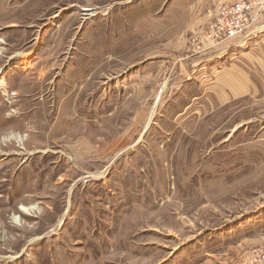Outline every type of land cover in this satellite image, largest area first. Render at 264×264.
I'll return each instance as SVG.
<instances>
[{
  "label": "rangeland",
  "instance_id": "obj_1",
  "mask_svg": "<svg viewBox=\"0 0 264 264\" xmlns=\"http://www.w3.org/2000/svg\"><path fill=\"white\" fill-rule=\"evenodd\" d=\"M217 3L0 0V264L264 244V72L244 90L249 57L196 40Z\"/></svg>",
  "mask_w": 264,
  "mask_h": 264
},
{
  "label": "built area",
  "instance_id": "obj_2",
  "mask_svg": "<svg viewBox=\"0 0 264 264\" xmlns=\"http://www.w3.org/2000/svg\"><path fill=\"white\" fill-rule=\"evenodd\" d=\"M255 26H264V0H234L219 7L216 17L196 40L200 43L205 40L210 46L232 42ZM240 264H264V244L254 249Z\"/></svg>",
  "mask_w": 264,
  "mask_h": 264
},
{
  "label": "crops",
  "instance_id": "obj_3",
  "mask_svg": "<svg viewBox=\"0 0 264 264\" xmlns=\"http://www.w3.org/2000/svg\"><path fill=\"white\" fill-rule=\"evenodd\" d=\"M216 1L218 2V5L219 0ZM232 1L234 0H220V4ZM220 50H224L225 53L233 50V54L237 51L240 56L244 55V57H249V59L251 60V65L246 63H243V65H239L238 75L240 78L244 77L246 79H243L242 82L244 84V90L250 88L252 81L247 82V77L242 72L244 71L247 74L254 73L255 75H259L260 73L264 72V26H259L257 28L251 29L236 40L224 44L223 49ZM211 53L214 54V52H210V55L213 56ZM220 54H217L215 58H218ZM233 71H235V69L233 70V68L231 67L230 72L233 73ZM229 77L232 76L229 75ZM253 85H255V83ZM238 89L239 91L243 90L242 86Z\"/></svg>",
  "mask_w": 264,
  "mask_h": 264
}]
</instances>
